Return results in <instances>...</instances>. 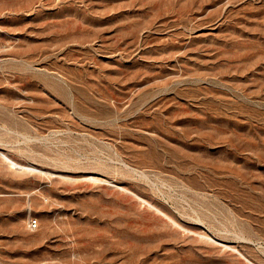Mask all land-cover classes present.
<instances>
[{
  "label": "rangeland",
  "instance_id": "rangeland-1",
  "mask_svg": "<svg viewBox=\"0 0 264 264\" xmlns=\"http://www.w3.org/2000/svg\"><path fill=\"white\" fill-rule=\"evenodd\" d=\"M0 264H264V0H0Z\"/></svg>",
  "mask_w": 264,
  "mask_h": 264
},
{
  "label": "built area",
  "instance_id": "built-area-1",
  "mask_svg": "<svg viewBox=\"0 0 264 264\" xmlns=\"http://www.w3.org/2000/svg\"><path fill=\"white\" fill-rule=\"evenodd\" d=\"M31 226H32V227H36V226H37V220L32 221V222H31Z\"/></svg>",
  "mask_w": 264,
  "mask_h": 264
}]
</instances>
